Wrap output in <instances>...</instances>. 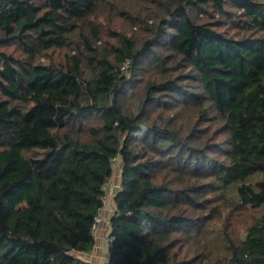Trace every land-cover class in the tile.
<instances>
[{
	"label": "trees",
	"instance_id": "16d2710c",
	"mask_svg": "<svg viewBox=\"0 0 264 264\" xmlns=\"http://www.w3.org/2000/svg\"><path fill=\"white\" fill-rule=\"evenodd\" d=\"M113 4L142 38L110 31L116 42L98 49L85 36L67 64L36 61ZM171 61L186 70L173 76ZM152 69L162 78L127 110ZM185 108L198 114L186 133L151 115ZM214 118L221 142L198 133ZM115 157L108 264H195L173 252L177 235L200 224L189 210L203 190L231 185L260 215L206 264H264V0H0V264H91L79 254L96 244Z\"/></svg>",
	"mask_w": 264,
	"mask_h": 264
},
{
	"label": "rangeland",
	"instance_id": "374dc122",
	"mask_svg": "<svg viewBox=\"0 0 264 264\" xmlns=\"http://www.w3.org/2000/svg\"><path fill=\"white\" fill-rule=\"evenodd\" d=\"M129 4V2H126ZM123 6V5H122ZM116 5L113 4L112 10L109 6H105L96 16H92L84 22H79L74 26V29L69 37V46L66 48H58L49 50L43 56L36 58V61L42 63H54L57 65L67 64L70 57L73 54L82 51L86 54L87 51L84 48V37L87 36L93 42V45L98 49L102 47H109L116 41L112 37L110 31H124L128 35L136 37L137 40L142 38L143 35L139 32L134 33V28L131 23L125 21L124 13L120 15L116 14ZM144 9V5H142ZM120 9V7H119ZM144 11V10H143ZM94 25V28H93ZM100 31V37L98 40L94 38V31ZM9 53H15L20 55V52L16 49V45H10L4 47ZM84 59V57H82ZM170 69L168 72L175 76L180 72L186 70V64L176 65L174 61L169 63ZM128 71H126L127 73ZM163 72L156 70H148L140 77V81L136 82L134 87L133 97L123 98V104L127 110L131 112H138L140 103L144 98L146 91V85L150 80H160ZM130 75V73H128ZM89 67L85 68V77H90ZM177 110H160L155 109L152 111V117L162 116L165 120L170 116H176L174 123L177 128H180L183 133L190 131L193 125L196 124L198 114L193 109H181L180 113ZM212 114V113H211ZM81 131L78 132L82 140L90 141L93 136L91 135L89 128L96 126L91 120L83 121ZM205 131L198 132L199 135L204 137H210L212 142H221L225 135L222 132V123L217 119L201 120L197 125L200 127L206 126ZM226 138V137H225ZM258 176L254 177V181ZM115 180L111 179L112 186ZM119 183V182H118ZM200 195L201 199L205 198L208 201L203 202L200 208H196L195 212L189 210V212L200 217V224L189 229V234L177 235L176 244L173 252L179 256V260L184 262H193L195 264H206L210 261L216 260L217 256L224 252V247L228 244V241L233 239H239L245 235L246 229L259 217L260 211L255 208H240L238 205V197L236 186L231 185L226 189H222L221 192L217 191L211 193V191L203 190ZM200 199V198H199ZM200 199V200H201ZM216 207V211L213 212L212 207ZM226 253V252H224Z\"/></svg>",
	"mask_w": 264,
	"mask_h": 264
},
{
	"label": "crops",
	"instance_id": "0c3cea01",
	"mask_svg": "<svg viewBox=\"0 0 264 264\" xmlns=\"http://www.w3.org/2000/svg\"><path fill=\"white\" fill-rule=\"evenodd\" d=\"M111 179L115 180L113 186L111 187V200H113V195L120 186V164L114 168L113 175ZM119 182V183H118ZM115 209L113 202L107 205L104 210V215L107 220L110 219ZM110 231V226L107 222L101 224V226L94 232L96 238V244L90 253H80V257L89 261L91 264H108V252H109V242L107 241V236Z\"/></svg>",
	"mask_w": 264,
	"mask_h": 264
},
{
	"label": "built area",
	"instance_id": "2783aa9c",
	"mask_svg": "<svg viewBox=\"0 0 264 264\" xmlns=\"http://www.w3.org/2000/svg\"><path fill=\"white\" fill-rule=\"evenodd\" d=\"M117 164H118V158L115 157L112 159L113 169L116 167ZM111 187H112L111 179L108 180L107 182H105V184L103 185L104 195H103L102 199H103L104 205L98 211L97 215L95 216L94 223H93V231L94 232L101 226V224H103L105 222H107L109 224V220H107L105 215H104V210L107 207V205L110 204V202H111ZM112 239H113V237H110L108 234L107 241L110 242Z\"/></svg>",
	"mask_w": 264,
	"mask_h": 264
}]
</instances>
